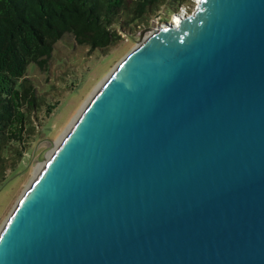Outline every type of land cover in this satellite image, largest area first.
I'll return each instance as SVG.
<instances>
[{"label":"water","instance_id":"obj_1","mask_svg":"<svg viewBox=\"0 0 264 264\" xmlns=\"http://www.w3.org/2000/svg\"><path fill=\"white\" fill-rule=\"evenodd\" d=\"M177 16L34 156L0 264H264V0Z\"/></svg>","mask_w":264,"mask_h":264},{"label":"trees","instance_id":"obj_2","mask_svg":"<svg viewBox=\"0 0 264 264\" xmlns=\"http://www.w3.org/2000/svg\"><path fill=\"white\" fill-rule=\"evenodd\" d=\"M190 2L0 0V183L13 162L8 157H21L24 152L28 114L42 105L36 87L26 77L18 80L30 63L45 69L54 44L66 34L79 45L107 50L122 40V33L145 21V16L162 10L157 16L168 21ZM54 106H45L47 116Z\"/></svg>","mask_w":264,"mask_h":264},{"label":"rangeland","instance_id":"obj_3","mask_svg":"<svg viewBox=\"0 0 264 264\" xmlns=\"http://www.w3.org/2000/svg\"><path fill=\"white\" fill-rule=\"evenodd\" d=\"M196 3L197 0H191L189 7L172 14L188 15ZM163 13L161 10L157 15ZM157 15L145 16V21L129 28L128 33H122V40L107 50L79 45L71 34H66L54 44L45 69L30 63L26 73L18 77V80L26 77L36 87L42 105L27 116L29 138L22 156L8 157L13 162L7 167L6 180L0 183V227L35 176L38 163L34 162V156L46 148L48 140L55 142L63 137L100 83L153 29L163 25L165 21ZM173 20L169 21L173 23ZM54 104L52 113L47 116L45 106Z\"/></svg>","mask_w":264,"mask_h":264},{"label":"bare ground","instance_id":"obj_4","mask_svg":"<svg viewBox=\"0 0 264 264\" xmlns=\"http://www.w3.org/2000/svg\"><path fill=\"white\" fill-rule=\"evenodd\" d=\"M180 15H181V14H180ZM173 18H174L173 23H174V24H177L179 18L176 17V16H173ZM144 39H145V38H144ZM144 39H143V40H144ZM143 40H142V41H143ZM139 44H141V42H140ZM139 44H138V45H139ZM120 63H122V62H120ZM120 63H119L117 66H119ZM117 66H116V67H117ZM116 67H115V68H116ZM112 72H113V71H112ZM112 72H111V73H112ZM111 73H110V74H111ZM110 74H109L106 78H108V77L110 76ZM106 78L102 81V83H100V85L94 90V92H96V91L101 87V85H102L103 82L106 80ZM93 94H94V93H93ZM91 96H92V95H91ZM90 98H91V97H89V99H90ZM89 99H88V100H89ZM88 100H87V101H88ZM87 101H86V103H87ZM86 103H85V104H86ZM85 104H84V105H85ZM84 105H83V107H84ZM83 107H82V108H83ZM82 108H81V110H82ZM75 118H76V117H75ZM73 122H74V121H73ZM73 122H72V124H73ZM72 124H71V125H72ZM71 125H70L69 127H71ZM68 129H69V128H68ZM68 129H67V131H68ZM67 131H66V132H67ZM66 132H65V133H66ZM65 133H64L62 136H64ZM61 138H62V137H61ZM61 138L57 139V141H55V142L57 143ZM48 156H49V153L46 152V153L44 154L43 158L41 159V161L38 162V164H36V170H35L36 173H35L34 178L36 177V175H37L38 171L40 170V168H41V167L43 166V164L45 163V161H46V159H47ZM34 178H33V179H34ZM33 179H32V180H33Z\"/></svg>","mask_w":264,"mask_h":264}]
</instances>
